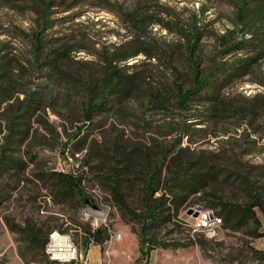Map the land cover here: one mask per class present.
<instances>
[{
  "label": "rangeland",
  "instance_id": "374dc122",
  "mask_svg": "<svg viewBox=\"0 0 264 264\" xmlns=\"http://www.w3.org/2000/svg\"><path fill=\"white\" fill-rule=\"evenodd\" d=\"M236 3L237 0H0V66L9 69V77L19 91L44 94L52 101L46 112L40 111L36 118L45 120L50 129L57 131L51 134L44 124L31 121L38 134L26 138L15 152L16 157L27 161V168L0 177V189L10 195L0 204V264H35L22 235L12 232L6 220L21 225L33 221L62 227L65 233L59 228L54 231L69 234L81 247L85 228L96 225L111 228V237L102 249L95 244L90 246L89 264H264L253 260L248 249L264 248V237L252 238L242 230L224 225L211 235L197 229L198 207L208 208L200 194L190 199L173 223L155 232L157 243L166 242L170 247L157 246L147 257L139 259L136 230L123 221L102 185L86 181L84 190L89 198L75 209L53 198L48 184L36 177L41 167L77 172L81 169L85 150L75 153L74 146H70L71 135L83 124L75 105L80 84L87 83L89 76L103 78L105 69L99 61L104 48L112 50L137 37L135 41L144 52L120 66L125 72L141 76V85L121 112L95 121L101 124L102 131L113 126L125 130L126 139L134 143H175L182 134L185 115L174 108L169 113L156 108L153 96L157 90L180 82L179 77L189 72L186 50L194 26L203 34L194 58L203 67L214 59H222L221 35L234 31L233 41L249 37L243 33L246 28L235 24ZM256 3L252 1L251 7ZM129 12L150 17L149 27L143 31L135 29L127 19ZM66 47L76 52H71L69 59L58 58L56 68L46 75L47 63L41 62L57 58ZM256 53L259 52L239 50L225 59ZM226 94L240 101L244 97L264 98V51L253 72L236 82ZM72 118L78 119L72 123ZM191 118L186 117V123H194L188 127L189 135L181 140L182 147L208 157L212 154L243 157L264 173V119L261 127L254 130L247 121L216 124L206 122L207 116ZM85 131L99 140L103 134L98 129L85 128ZM3 137L4 133H0V146ZM31 155L37 157L39 165L30 161ZM258 177L264 182V174ZM225 196L239 199L241 194L227 190Z\"/></svg>",
  "mask_w": 264,
  "mask_h": 264
},
{
  "label": "trees",
  "instance_id": "16d2710c",
  "mask_svg": "<svg viewBox=\"0 0 264 264\" xmlns=\"http://www.w3.org/2000/svg\"><path fill=\"white\" fill-rule=\"evenodd\" d=\"M252 1L257 2L254 7H251ZM236 6L235 24L246 28L243 33L249 37L233 41L231 36L234 31L221 35L222 59H214L207 67H203L199 60L194 59L199 50L198 42L203 36L200 29L194 26L186 50L190 62L189 72L179 77L180 82L157 90L153 96L152 102L156 108L168 113L174 108L185 115L182 134L175 143H134L126 139L125 130H116L113 126L102 131L101 124L95 121L98 117L121 112L142 83L141 76L125 72L120 66L121 62L144 52L142 45L135 41L138 37H132L134 39L112 50L104 48L99 61L105 69L103 78L89 76L88 82L80 84L78 89L79 101L75 105L83 124L77 127L78 132L71 135L70 146H74L75 153L85 150L81 169L78 172H61L41 167V171L36 174L39 180L48 184L53 198L75 209H79L89 198L84 190L86 181L94 180L102 185L123 221L132 224L136 230L139 259L147 257L157 246L170 247L166 242L157 243L155 232L173 223L182 208L198 194L203 196L207 207L222 218V225L242 230L252 238L264 237V182L258 177L264 173L258 170L260 167L249 164L243 157L233 158L221 154L208 157L205 153L195 154L189 147L181 146V140L189 135L188 127L194 123H186L188 116L194 119L207 116L206 122L213 121L216 124L220 121H247L254 130L261 127L264 98L244 97L240 101L229 97L226 92L253 72L263 54L264 0H237ZM126 16L139 31L149 27L147 20L150 17L147 15L141 17L139 13L129 12ZM239 50L259 53L225 59ZM71 52L76 50L66 47L57 58L41 62L47 63L45 74L56 68L58 58L69 59ZM0 71V110L3 115L0 118V133H4V143L0 146L1 177L13 170L20 172L27 168V161L16 157L15 152L26 138L38 134L31 121L44 124L51 134L57 131L50 129L45 120L36 118L40 111L46 112L52 101L44 94L19 91L16 82L9 77V69L0 66ZM22 93L24 97H21ZM78 118H72V123ZM85 128L102 131L101 139L92 137ZM250 142L256 143V140ZM29 159L39 165L37 157L31 155ZM227 190L239 192L241 197L230 199L225 196ZM9 196L3 188L0 189V204ZM6 224L12 232L22 235L31 252V262L62 264L49 258L46 247L55 229L59 228L61 233H65V229L33 221L21 225L6 220ZM84 233L81 240L84 247L95 243L102 249L112 231L109 227L99 226L85 228ZM248 249L253 260L264 263V248Z\"/></svg>",
  "mask_w": 264,
  "mask_h": 264
},
{
  "label": "built area",
  "instance_id": "2783aa9c",
  "mask_svg": "<svg viewBox=\"0 0 264 264\" xmlns=\"http://www.w3.org/2000/svg\"><path fill=\"white\" fill-rule=\"evenodd\" d=\"M57 170L66 172L60 167ZM220 226L221 223L213 217V209L204 208L198 212V230L209 231L211 235L213 231ZM97 227H99V225H96L94 228ZM46 252L52 261L62 264H70L73 262L77 264H89L90 262V257L82 251L80 244L71 239L69 234L67 236H50Z\"/></svg>",
  "mask_w": 264,
  "mask_h": 264
},
{
  "label": "bare ground",
  "instance_id": "6f19581e",
  "mask_svg": "<svg viewBox=\"0 0 264 264\" xmlns=\"http://www.w3.org/2000/svg\"><path fill=\"white\" fill-rule=\"evenodd\" d=\"M213 217H214L215 220H218V221L221 223V225L223 224L222 218L219 217V216L215 213L214 210H213ZM51 236H67V235H63V234H61L59 231H54V232L51 234Z\"/></svg>",
  "mask_w": 264,
  "mask_h": 264
},
{
  "label": "crops",
  "instance_id": "0c3cea01",
  "mask_svg": "<svg viewBox=\"0 0 264 264\" xmlns=\"http://www.w3.org/2000/svg\"><path fill=\"white\" fill-rule=\"evenodd\" d=\"M92 244H95V243H90L86 248L81 247L82 251H83L85 254H87L89 257L91 256V255H89V250H91V249H89V248H90V246H91ZM95 246H98V247H99L98 244H95ZM90 260L92 261V258H91Z\"/></svg>",
  "mask_w": 264,
  "mask_h": 264
},
{
  "label": "water",
  "instance_id": "95a60500",
  "mask_svg": "<svg viewBox=\"0 0 264 264\" xmlns=\"http://www.w3.org/2000/svg\"><path fill=\"white\" fill-rule=\"evenodd\" d=\"M198 208H199V211H200V210H201L200 207H198ZM199 211H198V212H199ZM197 214H198V213H197ZM196 216H197V215H196Z\"/></svg>",
  "mask_w": 264,
  "mask_h": 264
}]
</instances>
